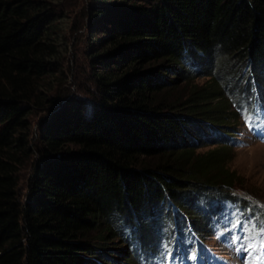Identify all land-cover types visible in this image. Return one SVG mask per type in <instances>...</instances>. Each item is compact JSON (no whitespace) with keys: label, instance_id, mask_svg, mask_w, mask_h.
Wrapping results in <instances>:
<instances>
[{"label":"trees","instance_id":"obj_1","mask_svg":"<svg viewBox=\"0 0 264 264\" xmlns=\"http://www.w3.org/2000/svg\"><path fill=\"white\" fill-rule=\"evenodd\" d=\"M67 1L0 0V264H105L91 235L101 223L131 233L170 203L202 229L201 210L248 206L226 167L233 132L196 148L212 145L198 141L205 126L238 120L250 83L264 94V0H87L95 89L81 100L55 60ZM197 72L214 84L176 94ZM36 111L48 114L35 140ZM35 155L21 201L18 173Z\"/></svg>","mask_w":264,"mask_h":264},{"label":"rangeland","instance_id":"obj_2","mask_svg":"<svg viewBox=\"0 0 264 264\" xmlns=\"http://www.w3.org/2000/svg\"><path fill=\"white\" fill-rule=\"evenodd\" d=\"M87 0H68L66 2V19H64V40L58 48L59 52L57 58L58 67H62L64 72V85L67 87L73 95L74 98L83 99L82 97H87V90L93 91L95 85H93V77L91 76V57L93 55V50L90 48L91 39L89 32L81 25L85 22L86 17H84L83 8L86 5ZM75 27V29H73ZM214 59L213 61H215ZM208 63V61L206 62ZM208 64H206L207 66ZM205 66V67H206ZM223 70L227 69V66L222 67ZM186 72V71H185ZM230 74V73H229ZM175 76V74L171 75ZM183 81V78H185ZM225 77V76H224ZM222 78V81L227 82V77ZM179 84L174 90L177 93H181L183 97L188 94L190 90L195 87L206 86L209 87L212 83L209 76H203L201 72L189 74L184 73V75L179 79ZM55 81L53 78L48 79L47 82ZM55 83V82H54ZM53 83V88L49 92L50 95L55 94L56 85ZM223 83V82H222ZM226 85V84H225ZM251 85V83H250ZM249 85L247 91L242 92L239 97L244 103V107L241 108L238 120L236 122L227 121L226 125L219 128V130L211 129L205 126L204 132L200 133V139L203 140V134L209 137L205 143L212 144L213 142H218L223 144L224 141H219L215 137H218L220 132H233L232 136L236 142L230 144L232 148L227 149L226 155V167L230 172H233L234 178V189L232 193H235L237 197H245L247 202L258 204L260 208L258 210L254 209V214L248 212L247 210L242 213L244 219L249 223H244L242 225L234 223L233 221L228 224L240 231V236L237 237L241 242H247L253 249L255 254H261V249L264 247V145L251 140V135L253 131L261 134L264 137V128H259L256 124L264 116V108L258 107L259 105H264V94L262 93L258 84ZM230 86L228 84L223 90V97L231 98L232 91H230ZM255 94L256 100L252 102V97ZM227 97V98H226ZM229 98V99H230ZM234 99L237 97L234 96ZM228 102V111L233 112L234 103L233 100ZM250 105V106H247ZM254 111V114L250 118V114ZM48 112L36 111L30 115V122H32V133L35 138L38 132V123L43 121L47 116ZM262 114V115H261ZM254 115H260L256 118ZM249 123L254 125L249 127ZM261 123H264L262 120ZM257 126V127H256ZM249 131V133H246ZM221 135V133H220ZM195 142L196 139L188 140V142ZM198 144H196L197 146ZM215 144L203 146L196 148L197 153H204L212 148H215ZM220 145H218L219 147ZM69 149H75L74 145H69ZM36 155L20 167L18 173L19 179V198L24 201L28 197V178L32 171V165ZM199 199V198H198ZM196 199V203L198 201ZM198 204V203H197ZM170 203L165 205L164 211L170 210L169 213H163L158 219L151 217L147 219L148 214H154L152 212L147 213L143 216L140 221V227L134 229V232L128 233L125 227H122L121 234L115 233L113 229L108 230V224L101 223L98 229L91 233L92 239L96 246L104 248L106 250V255H101L98 257L105 264H168L166 259L169 256H173V262L175 264H185L180 255V237L185 242L187 238L188 242L191 239L190 230L187 227V222L191 229L195 230L197 235L202 236L204 243L207 246L212 247L217 252H222V246L217 243L214 236H211L214 231V225L220 218V213L215 206L213 210L210 207L207 210H201V216H196L197 224L199 218L203 219V228L201 229L197 225H194L192 221L193 217L191 211L183 209L184 213L177 215V219L173 220V215L171 214L172 207H168ZM196 205V204H195ZM201 203L198 205L200 207ZM197 206V205H196ZM169 208V209H168ZM256 210V211H255ZM263 210V211H260ZM199 212V210L197 211ZM156 213V212H155ZM194 217V218H195ZM184 236L177 235L180 233ZM177 233V234H176ZM186 237V238H185ZM258 248L260 250H258ZM227 255H220L218 258L225 259ZM100 264V263H98Z\"/></svg>","mask_w":264,"mask_h":264},{"label":"snow or ice","instance_id":"obj_3","mask_svg":"<svg viewBox=\"0 0 264 264\" xmlns=\"http://www.w3.org/2000/svg\"><path fill=\"white\" fill-rule=\"evenodd\" d=\"M250 119V118H249ZM249 127H252L251 123H249Z\"/></svg>","mask_w":264,"mask_h":264}]
</instances>
